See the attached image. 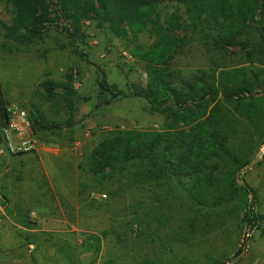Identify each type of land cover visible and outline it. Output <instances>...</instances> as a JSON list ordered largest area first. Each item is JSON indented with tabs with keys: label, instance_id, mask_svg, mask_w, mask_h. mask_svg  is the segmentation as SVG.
<instances>
[{
	"label": "rangeland",
	"instance_id": "rangeland-1",
	"mask_svg": "<svg viewBox=\"0 0 264 264\" xmlns=\"http://www.w3.org/2000/svg\"><path fill=\"white\" fill-rule=\"evenodd\" d=\"M159 11L163 18L176 14L186 19L185 7L175 2H165ZM13 17L12 3L0 0V19L10 24ZM84 31L83 43L76 44L54 26L43 39L24 44L8 39L0 28V82L10 107L29 115L39 110L60 124L69 115L47 101L42 83L62 81L72 72L78 91L73 134L31 131L36 150L0 155V264H264V223L258 231L246 230L243 195L210 210L198 206L175 179L170 190L156 182L138 184L133 166L112 179L89 171L93 149L112 131L162 129L167 117L132 96V88L148 84L145 63L128 57L132 45L97 20ZM153 42L148 33L134 40L144 48ZM240 56L234 52L222 60L192 35L168 70L189 77L222 67H258ZM103 77L123 95H103L98 85ZM222 113L235 131L231 150L253 162L264 143L248 140V123L232 115L226 104ZM229 129L225 126L231 133ZM214 164L218 172L231 168L229 162H210ZM240 179L256 191L257 198L252 194L249 199L264 216V156L252 169L241 171ZM102 235L98 253L88 242ZM28 237L34 244H28Z\"/></svg>",
	"mask_w": 264,
	"mask_h": 264
},
{
	"label": "trees",
	"instance_id": "trees-1",
	"mask_svg": "<svg viewBox=\"0 0 264 264\" xmlns=\"http://www.w3.org/2000/svg\"><path fill=\"white\" fill-rule=\"evenodd\" d=\"M9 1L14 17L10 24L0 19V28L10 40L32 44L55 26L76 44L83 43L84 23L97 20L106 24L113 35L127 40L132 45L130 55L147 67L146 88L134 87L131 93L145 99L152 113L166 115L165 125L158 130L112 131L89 157L92 174L112 179L122 169L133 166L138 184L156 182L172 190L171 181L175 179L198 206L210 210L222 208L243 195L247 201L242 224L248 231L261 229L264 216L249 199L252 194L257 198L256 191L250 192V186H241L236 179L252 158L231 150L235 131L222 113V104L228 106L232 115L246 120L251 129L248 140L258 138L261 146L264 143V0ZM165 2L184 6L186 19L176 14L163 18L159 8ZM141 33H148L154 39L151 46L134 44ZM192 35L199 36L205 47L222 60L235 52L258 67H222L189 77L173 75L168 66ZM104 77L98 81L103 95H123ZM41 86L47 101L57 109H64L69 117L59 124L48 120L39 110H32L31 131L38 134L67 130L73 134L78 100L73 73H66L62 81L48 79ZM9 108L10 102L0 82V144L4 129L10 124ZM213 160L229 162L231 168L218 172L216 164L210 165ZM103 236H93L88 242L98 253ZM26 241L34 244L35 240L28 237ZM104 264L114 263L109 260Z\"/></svg>",
	"mask_w": 264,
	"mask_h": 264
},
{
	"label": "built area",
	"instance_id": "built-area-1",
	"mask_svg": "<svg viewBox=\"0 0 264 264\" xmlns=\"http://www.w3.org/2000/svg\"><path fill=\"white\" fill-rule=\"evenodd\" d=\"M91 21L84 23L89 27ZM130 59H133L128 54ZM10 124L3 131V141L0 144V155H21L36 150V143L31 138V121L29 112L19 107H10Z\"/></svg>",
	"mask_w": 264,
	"mask_h": 264
},
{
	"label": "water",
	"instance_id": "water-1",
	"mask_svg": "<svg viewBox=\"0 0 264 264\" xmlns=\"http://www.w3.org/2000/svg\"><path fill=\"white\" fill-rule=\"evenodd\" d=\"M263 156H264V151H262V152L256 157V159H255L252 163H250L248 166H246L245 168H243L242 171H247V170H249V169H252L257 163H259V161L263 158ZM240 175H241V171H239V172L237 173V181H238V183H239L241 186H246V185L243 183V181H241V179H240ZM249 191L252 192L251 188H249ZM243 253H245V252H243ZM240 256H241V255H240ZM232 263H233V262H231L230 264H232Z\"/></svg>",
	"mask_w": 264,
	"mask_h": 264
}]
</instances>
